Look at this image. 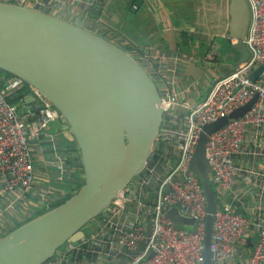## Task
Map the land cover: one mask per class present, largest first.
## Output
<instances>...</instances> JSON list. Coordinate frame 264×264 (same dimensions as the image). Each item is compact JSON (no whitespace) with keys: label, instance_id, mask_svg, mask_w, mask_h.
<instances>
[{"label":"built area","instance_id":"obj_1","mask_svg":"<svg viewBox=\"0 0 264 264\" xmlns=\"http://www.w3.org/2000/svg\"><path fill=\"white\" fill-rule=\"evenodd\" d=\"M4 1L26 7L30 2ZM54 2L49 0L50 7ZM246 2L248 59L230 74L211 79L204 99L195 105H180L171 93L162 95L164 116L178 106L187 108L181 126H166L163 120L143 172L118 195L91 235L66 244L65 255L73 264H80L76 261L81 256L86 259L81 264H204L208 206L200 178L190 172L196 145L206 124L228 117L255 96L257 100L241 117L208 135L206 154L218 195L210 250L212 264H264V71L256 80L250 77L264 65V0ZM35 8L46 11L40 4ZM196 59L207 65L214 55L208 52ZM26 84L0 71V238L6 234L2 217L24 206L38 180V161L62 175L68 170L58 145L49 157L35 155L33 141L48 136L49 123L62 116L31 86L20 106L14 105L12 100ZM30 95L35 97L32 103L26 102ZM59 137L55 134L50 141L58 143ZM42 197L48 200L46 193ZM173 206L195 219L192 230L168 220L166 212ZM45 264H66V260L55 256Z\"/></svg>","mask_w":264,"mask_h":264},{"label":"water","instance_id":"obj_2","mask_svg":"<svg viewBox=\"0 0 264 264\" xmlns=\"http://www.w3.org/2000/svg\"><path fill=\"white\" fill-rule=\"evenodd\" d=\"M230 14L235 36L230 37L237 43L227 49L245 53L247 58L239 61L244 62L250 55L245 44L246 0H231ZM0 70L43 94L67 122L80 149L84 184L61 205L0 238V264H45L66 244L84 239L85 229L99 223L146 168L164 120L162 96L147 69L116 43L57 15L5 1H0ZM262 71L264 65L250 77L256 80ZM256 100L257 96L228 117L206 124L196 145L190 172L200 178L208 206L204 264H212L216 208L206 154L208 135L241 117ZM33 101L32 95L26 98ZM174 109L187 112L186 107ZM166 216L189 231L196 225L177 206L170 207ZM248 243L252 246L251 239Z\"/></svg>","mask_w":264,"mask_h":264},{"label":"crops","instance_id":"obj_3","mask_svg":"<svg viewBox=\"0 0 264 264\" xmlns=\"http://www.w3.org/2000/svg\"><path fill=\"white\" fill-rule=\"evenodd\" d=\"M140 2L141 0H55L50 7L49 0H30L27 6L35 8L37 4L43 5L48 13L97 33L124 48L148 70L161 96L165 93L176 95L180 105L201 102L211 79L230 74L241 63L240 59L247 58L241 51L227 49L228 45L234 47L237 43L236 38L230 37L234 36L230 30L231 0H142L143 3L138 5ZM145 2H149L150 6L147 7ZM134 4L138 5V9L133 8ZM185 40L190 41V44L185 43L184 46ZM213 48L218 52L213 53ZM208 52L214 55V61L207 65L201 64L196 58ZM146 54L150 56L145 58ZM222 56L226 57V61L220 62ZM183 117L184 111L172 109L164 116V124L181 126ZM47 134L48 136L44 135L33 141L35 155L49 157L53 153L51 148L58 145L68 161L67 173L62 175L59 169H46L40 159L37 164V183L26 196L24 206L12 215L2 217L6 234L18 224L38 216L42 210H49L67 196L73 195L77 186L71 179L84 178V171L76 154L77 145L69 133L67 122L59 120L57 130ZM55 134H60L58 143L50 141ZM41 148L43 151L39 153ZM255 161L258 162L257 159ZM50 172L51 177H48ZM45 193L48 200L42 197ZM99 226L97 223L92 232ZM56 256L65 259L66 264L74 262L66 257L65 248ZM76 262L81 264L86 259L81 256Z\"/></svg>","mask_w":264,"mask_h":264},{"label":"trees","instance_id":"obj_4","mask_svg":"<svg viewBox=\"0 0 264 264\" xmlns=\"http://www.w3.org/2000/svg\"><path fill=\"white\" fill-rule=\"evenodd\" d=\"M141 2H142V0H141ZM141 2L138 4V5H141ZM143 3V2H142ZM185 43L186 44H190V41L188 42L187 40H185L184 41V46H185ZM4 75H6V76H11L9 73H7V72H5V71H2V70H0ZM29 87H30V85L29 84H26L25 85V88L24 89H22L21 91H19V93L16 95V97L14 98V100H12V103L15 105H18V106H20L19 105V103H21L22 102V99L25 97V95L27 94V93H30V91H28L29 90ZM75 142H76V145H77V148H76V154L78 155V158H79V160H80V162H81V159H80V154H79V151H80V149H79V146H78V144H77V141L75 140ZM66 148H67V151H68V149H69V146L67 145L66 146ZM81 165H82V162H81ZM82 169H83V171H84V168H83V165H82ZM71 182H75V185L77 186V190L84 184V182H85V179L83 178L82 180H80V179H78V177L76 178H73V179H71ZM77 183V184H76ZM213 185V184H212ZM213 187H214V190H215V196H216V203H218V195H217V191H216V189H215V186L213 185ZM72 195H69V196H67L63 201H61V202H59L57 205H54L53 207H51L50 209H52V208H55V207H57V206H59V205H61L62 203H64L66 200H68L70 197H71ZM49 209V210H50ZM46 211H48L47 209H44V210H42V212L40 213V214H42V213H44V212H46ZM39 214V215H40ZM38 215V216H39ZM105 216V215H104ZM37 217V216H36ZM35 218V217H34ZM33 219V218H32ZM31 220V219H30ZM29 221V220H28ZM27 222V221H26ZM26 222H24V223H26ZM24 223H22V224H24ZM22 224H18V226L17 227H19V226H21ZM96 225V223H92L89 227H87L86 229H85V234H86V236H89V235H91L93 232H92V229H93V227ZM16 227V228H17ZM66 246V245H65ZM65 246H63L61 249H63V248H65ZM60 249V250H61Z\"/></svg>","mask_w":264,"mask_h":264},{"label":"rangeland","instance_id":"obj_5","mask_svg":"<svg viewBox=\"0 0 264 264\" xmlns=\"http://www.w3.org/2000/svg\"><path fill=\"white\" fill-rule=\"evenodd\" d=\"M226 61V57L225 56H222V58H220V62H224ZM57 127H58V121H52L49 123L47 129H46V132L50 133V132H55L57 130ZM188 229H191V228H188Z\"/></svg>","mask_w":264,"mask_h":264}]
</instances>
